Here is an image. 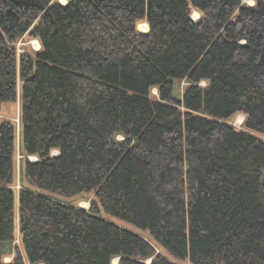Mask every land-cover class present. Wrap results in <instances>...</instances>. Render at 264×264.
Segmentation results:
<instances>
[{
    "label": "trees",
    "instance_id": "trees-1",
    "mask_svg": "<svg viewBox=\"0 0 264 264\" xmlns=\"http://www.w3.org/2000/svg\"><path fill=\"white\" fill-rule=\"evenodd\" d=\"M18 89L0 264H264V0H0V107Z\"/></svg>",
    "mask_w": 264,
    "mask_h": 264
},
{
    "label": "rangeland",
    "instance_id": "rangeland-1",
    "mask_svg": "<svg viewBox=\"0 0 264 264\" xmlns=\"http://www.w3.org/2000/svg\"><path fill=\"white\" fill-rule=\"evenodd\" d=\"M55 1L60 3V4H63V5L66 4V2H67V0H55ZM254 1L253 0H242L243 3H246L249 6H252L254 4ZM199 18H200V15H199L197 21L199 20ZM143 23H145V22L141 21V22L137 23V30L139 32H141V33H145L148 30V29L143 30V29L139 28V25L143 24ZM35 41L36 40L30 39V38H28V36H25L17 44L18 53L22 54L23 52H35V51H38L40 49V46L37 48ZM204 84L205 83H201V85H204ZM185 85H186L185 82H182L180 84L179 83L178 84L177 83L174 84L173 97L175 99H180L181 98V95L183 93ZM150 94H151V96L156 97V95H157L156 89H152ZM19 116H20V92H19V89H18L16 100L14 102H10V103H3L1 105V107H0V121H9L15 127V130H16V138H17L16 139V144H17V148H16V155H15V160H14V164H15V167H14V178L15 179H14V182H13V184L11 186V188L14 191L15 195H17V193L20 190L22 185L30 186L28 181L25 178L23 179L21 177V174H20L21 173L20 172V161H21L20 159H21V156H20V152H19V133H20ZM243 120H244V116L242 114H236L227 123L232 125L236 129H241ZM28 160L29 161H36L37 158L36 157H28ZM63 200L68 202V203H70V204H72L73 206L79 207V208L84 209V210H89L90 207H91V203H92V201L95 200V198H94V194L92 192H90V193H82V194H79V195H77L75 197H72V198H64ZM99 208H100V206H99ZM100 210H101V212H100L101 214L100 215L102 217L107 218L108 220H110V221H112V222H114V223H116V224H118V225H120L122 227L128 228V229L138 233L143 238H145L147 240H150V238H149V236H148V234L146 232L138 231V230L132 228L131 226H129V225L123 223V222H120V221H118L116 219H113V218L107 216L102 211L101 208H100ZM16 219H17V215H16ZM14 236H15V241L13 243V246H15V247L17 246L20 249L21 246H20V241H19L17 228L15 229V235ZM150 242H151L152 245L155 246V244L151 240H150ZM13 246L11 245V248ZM11 248H10V250H11ZM155 248H156V252L157 253L167 257L171 261H175L171 257H169L162 249H159L157 246ZM20 251H21V249H20ZM9 254H7L3 258V261L6 262V263H8V262H10L12 260L13 255H9ZM147 262H149V261H147ZM116 263H117V259L113 260V264H116ZM177 263H179V264H189L187 261H182V262L178 261Z\"/></svg>",
    "mask_w": 264,
    "mask_h": 264
},
{
    "label": "bare ground",
    "instance_id": "bare-ground-1",
    "mask_svg": "<svg viewBox=\"0 0 264 264\" xmlns=\"http://www.w3.org/2000/svg\"><path fill=\"white\" fill-rule=\"evenodd\" d=\"M198 17H199L198 12L197 11H193L192 16H191V19L193 21H197ZM139 28L140 29H143V30H146L147 29V25L145 23L140 24L139 25ZM35 43H36V47L38 48L39 47V44L37 43V41H35Z\"/></svg>",
    "mask_w": 264,
    "mask_h": 264
}]
</instances>
